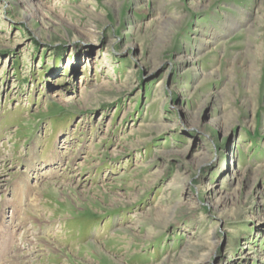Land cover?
Here are the masks:
<instances>
[{
	"label": "rangeland",
	"instance_id": "1",
	"mask_svg": "<svg viewBox=\"0 0 264 264\" xmlns=\"http://www.w3.org/2000/svg\"><path fill=\"white\" fill-rule=\"evenodd\" d=\"M0 264H264V0H0Z\"/></svg>",
	"mask_w": 264,
	"mask_h": 264
},
{
	"label": "bare ground",
	"instance_id": "2",
	"mask_svg": "<svg viewBox=\"0 0 264 264\" xmlns=\"http://www.w3.org/2000/svg\"><path fill=\"white\" fill-rule=\"evenodd\" d=\"M238 25H240V24H238ZM13 231H14V229H13ZM17 231V230H16Z\"/></svg>",
	"mask_w": 264,
	"mask_h": 264
}]
</instances>
